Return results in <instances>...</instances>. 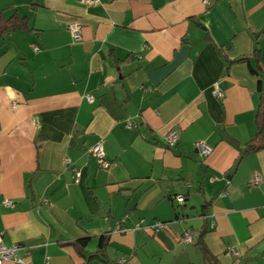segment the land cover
<instances>
[{
	"label": "crops",
	"instance_id": "obj_1",
	"mask_svg": "<svg viewBox=\"0 0 264 264\" xmlns=\"http://www.w3.org/2000/svg\"><path fill=\"white\" fill-rule=\"evenodd\" d=\"M262 98L264 0H0L2 242L33 264H86L101 236L89 264H264V148L234 166Z\"/></svg>",
	"mask_w": 264,
	"mask_h": 264
},
{
	"label": "built area",
	"instance_id": "obj_2",
	"mask_svg": "<svg viewBox=\"0 0 264 264\" xmlns=\"http://www.w3.org/2000/svg\"><path fill=\"white\" fill-rule=\"evenodd\" d=\"M83 3H93L96 0H79ZM67 28L70 32V35L73 40H77L80 38V24L77 21H70L67 23ZM213 92L215 95L221 97L223 95V92L220 88L215 87L213 89ZM87 98L90 99V95H87ZM130 124V123H129ZM178 131L175 129H171L166 134V144L168 147L174 146L178 141ZM195 147L200 151L202 155H207L212 151V147L202 141H196ZM89 153L92 154L96 160V163L103 168H108L110 165V162L105 158V152L103 149V144L101 140L96 141L94 144H92L89 149ZM67 160V159H65ZM79 171L75 170V180L78 179ZM260 180L259 175H254L252 178V182H258ZM175 198L181 202L183 201V196L178 194L175 196ZM3 204L7 206H13V202L11 199L5 198L3 200ZM157 226H161L162 223H156ZM120 231L127 230V227L125 226H119ZM184 240H189V235L187 232H184L182 235ZM20 246L13 243L10 245H6L2 242L1 236H0V264H3L4 261H11L13 264H33L32 261L27 258V256L20 254ZM232 252H234L233 249H231ZM235 253V252H234ZM120 262L123 261V258L119 259ZM43 264H49L47 261H45Z\"/></svg>",
	"mask_w": 264,
	"mask_h": 264
},
{
	"label": "trees",
	"instance_id": "obj_3",
	"mask_svg": "<svg viewBox=\"0 0 264 264\" xmlns=\"http://www.w3.org/2000/svg\"><path fill=\"white\" fill-rule=\"evenodd\" d=\"M21 19V18H20ZM13 27V25H11ZM15 26V25H14ZM253 51L257 52L258 49L256 47H253ZM247 59V57H240L237 58V60H242V59ZM236 60V59H234ZM233 61V60H232ZM262 88V85H260L259 83V88ZM256 126H257V131L254 135L253 138H251L250 140L246 141L244 144V147L240 150L239 152V156L236 159L234 166H236L238 164V162L241 160L242 156L250 151H256L259 150L261 148H264V127H262V124H264V98H262L261 103L258 105L257 110H256ZM105 238L104 236L99 237V243H98V248L93 251V252H89L86 255L83 253V255H85V258H87V262L86 264H89V259L91 256L93 255H100L99 252L101 251V249L105 246ZM87 241L86 237L83 238H79L75 241H72V244H80L82 246H85ZM205 255L207 254L206 249H203ZM208 256V254H207Z\"/></svg>",
	"mask_w": 264,
	"mask_h": 264
},
{
	"label": "water",
	"instance_id": "obj_4",
	"mask_svg": "<svg viewBox=\"0 0 264 264\" xmlns=\"http://www.w3.org/2000/svg\"><path fill=\"white\" fill-rule=\"evenodd\" d=\"M262 127H264V124H262Z\"/></svg>",
	"mask_w": 264,
	"mask_h": 264
}]
</instances>
